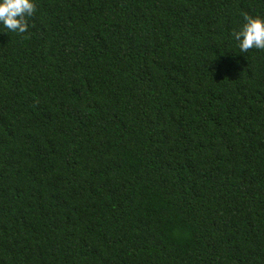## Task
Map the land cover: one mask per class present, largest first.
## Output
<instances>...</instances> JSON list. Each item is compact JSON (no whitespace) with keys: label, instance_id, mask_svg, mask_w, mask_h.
Masks as SVG:
<instances>
[{"label":"trees","instance_id":"1","mask_svg":"<svg viewBox=\"0 0 264 264\" xmlns=\"http://www.w3.org/2000/svg\"><path fill=\"white\" fill-rule=\"evenodd\" d=\"M0 25V264H264V0H34Z\"/></svg>","mask_w":264,"mask_h":264},{"label":"clouds","instance_id":"2","mask_svg":"<svg viewBox=\"0 0 264 264\" xmlns=\"http://www.w3.org/2000/svg\"><path fill=\"white\" fill-rule=\"evenodd\" d=\"M35 10L34 0H0V25L9 31H26L25 16ZM240 53L249 49H264V17L245 15L244 23L233 34Z\"/></svg>","mask_w":264,"mask_h":264}]
</instances>
